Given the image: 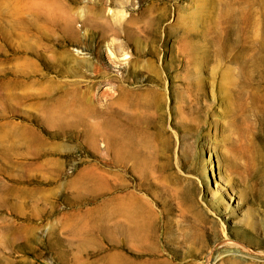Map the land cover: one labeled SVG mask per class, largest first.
Wrapping results in <instances>:
<instances>
[{"label": "rangeland", "instance_id": "obj_1", "mask_svg": "<svg viewBox=\"0 0 264 264\" xmlns=\"http://www.w3.org/2000/svg\"><path fill=\"white\" fill-rule=\"evenodd\" d=\"M0 264H264V0H0Z\"/></svg>", "mask_w": 264, "mask_h": 264}, {"label": "bare ground", "instance_id": "obj_2", "mask_svg": "<svg viewBox=\"0 0 264 264\" xmlns=\"http://www.w3.org/2000/svg\"><path fill=\"white\" fill-rule=\"evenodd\" d=\"M234 253H235V254H236V253H238V250H235V251H234V250H233V251H230V254H231V256H232V257H235V258H236V257H238V256H237V255H235ZM241 258H242V257H241Z\"/></svg>", "mask_w": 264, "mask_h": 264}]
</instances>
